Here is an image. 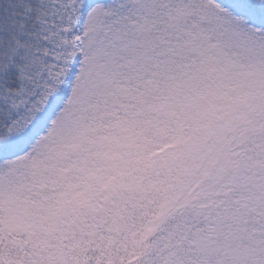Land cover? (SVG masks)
<instances>
[{"label": "snow or ice", "instance_id": "snow-or-ice-1", "mask_svg": "<svg viewBox=\"0 0 264 264\" xmlns=\"http://www.w3.org/2000/svg\"><path fill=\"white\" fill-rule=\"evenodd\" d=\"M0 264H264V0H0Z\"/></svg>", "mask_w": 264, "mask_h": 264}]
</instances>
